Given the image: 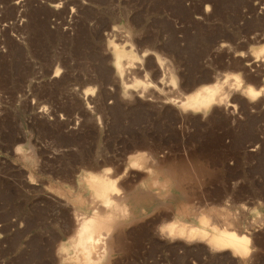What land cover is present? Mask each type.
Segmentation results:
<instances>
[{"label": "rangeland", "instance_id": "1", "mask_svg": "<svg viewBox=\"0 0 264 264\" xmlns=\"http://www.w3.org/2000/svg\"><path fill=\"white\" fill-rule=\"evenodd\" d=\"M263 47L264 0H0V264H264ZM223 80L218 107L177 105ZM175 224L244 235L250 254Z\"/></svg>", "mask_w": 264, "mask_h": 264}, {"label": "bare ground", "instance_id": "2", "mask_svg": "<svg viewBox=\"0 0 264 264\" xmlns=\"http://www.w3.org/2000/svg\"><path fill=\"white\" fill-rule=\"evenodd\" d=\"M264 48V47H263ZM264 54V53H263ZM263 56V55H262ZM125 57V55L123 54L122 50L114 47L113 49V63H114V66L117 70V72L119 73H122L123 70L125 69H122V65H121V59ZM130 60L131 59H134V57H128ZM257 58V57H256ZM262 58V57H261ZM260 58V59H261ZM264 58V57H263ZM128 62V60H127ZM128 65L131 64V62L127 63ZM127 65V66H128ZM131 67V66H129ZM242 67H244L242 65ZM244 71V70H243ZM240 83L241 81L239 80V78L236 79V86L235 88H232V89H238L239 87L242 88V86H240ZM227 83H225V86H226ZM245 84V83H244ZM223 85H224V80L221 82V83H214L213 85L211 86H207V87H202V88H199V89H196V91L194 92H191V94H188V95H185L183 96L182 98L179 99V97L177 98L179 101L177 102V105L179 106V108L182 110V111H191L193 113H199V112H207L209 111L211 108H213L214 106L218 107V105L220 104H223L225 102V100L228 98L227 95L229 94L230 90L229 89H225L223 88ZM233 86V84H232ZM229 87V85H228ZM227 87V88H228ZM240 90V89H239ZM238 90V91H239ZM243 94L244 96L246 97L247 100H249L250 102H255V100H257V98L260 96L261 94V91H262V88L258 89V90H255L253 89L252 87L250 86H245L243 90ZM234 91H232L233 93ZM231 93V92H230ZM242 94V92L240 93ZM242 94V95H243ZM231 95V94H230ZM230 97V96H229ZM171 100V99H170ZM227 101V100H226ZM173 102V101H172ZM176 102V101H175ZM253 102V103H254ZM257 102V101H256ZM228 104V102L226 103ZM224 104V105H226ZM138 159L137 157L136 158H133V159H130L129 160V163L131 165L132 168H135L137 167V162ZM144 164V163H143ZM142 165V164H141ZM145 165V164H144ZM140 166V165H139ZM143 166V165H142ZM144 167V166H143ZM139 168V167H138ZM141 168V166H140ZM139 168V170H140ZM143 169V168H142ZM84 177V176H83ZM104 177V176H103ZM103 177L99 176L98 174H93V173H87V184L89 185V189L91 190L92 192V195L99 199L103 204L106 203L107 201V197H109L110 199H112L110 196V193L112 191L109 190L110 188L108 187H112L110 186L109 182L104 179ZM86 178V177H85ZM84 178V179H85ZM86 181V180H85ZM111 183V182H110ZM114 181L111 183L113 184ZM86 184V183H85ZM114 186V185H113ZM117 192V190H114ZM114 191H112L114 193ZM116 192L114 193L116 195ZM112 194V193H111ZM114 196V195H112ZM115 199V198H114ZM118 199V198H117ZM116 199V200H117ZM109 201V204H110V200ZM107 201V202H108ZM97 202V201H96ZM99 202V201H98ZM97 202V203H98ZM108 204V206H109ZM116 207V206H115ZM114 207V209H116ZM105 208V207H103ZM118 208V207H117ZM95 210V208H94ZM94 212V211H93ZM92 212V213H93ZM110 212V211H109ZM112 214V212H110ZM95 214V213H94ZM93 215V214H92ZM110 216V215H109ZM82 217V216H81ZM84 217V216H83ZM93 217V216H92ZM96 217V216H95ZM98 217V216H97ZM96 217V218H97ZM87 219H89L88 217H86ZM85 218V219H86ZM206 218V217H205ZM205 218H198L200 219V222L203 226L205 227H210V223L205 219ZM98 219V218H97ZM91 220V219H90ZM90 220L87 222L86 220V224L90 222ZM209 220V218H208ZM80 220H78L79 222ZM94 221V220H93ZM99 221V219H98ZM199 221V220H198ZM92 222V221H91ZM82 222L80 221V224ZM85 222H83V226L81 225L80 228H76L77 230V239L76 241L73 243L72 246H77L79 248V246L81 247H84V248H89V241H86V237L85 235L87 234L86 231H87V225L84 224ZM79 224V225H80ZM172 224V223H171ZM183 224V223H182ZM182 224H175L173 226L170 225L169 228H165V230L168 229V232H166V235L168 234V236L172 237V238H179V239H184V240H188V241H191V240H199L198 242H201L200 240H204L207 242V245L210 247V249H212L211 251H216V252H219V251H230L233 255H237L241 258H245L247 257L250 252H249V238L244 236V235H237L235 233H232L230 231H226V230H217L215 227H212V233L209 234L205 229L203 228H196L194 226H191V227H188V224L187 225V228H185V223L182 225ZM212 224V223H211ZM89 226V225H88ZM214 226V224H213ZM79 227V226H78ZM90 228V227H89ZM88 228V229H89ZM162 228V227H161ZM218 228V227H217ZM165 230L163 231V233L165 232ZM165 234V233H164ZM88 238V237H87ZM92 239H94L92 237ZM168 239V238H167ZM88 240H90L88 238ZM174 240V239H173ZM171 241V240H170ZM182 241V240H181ZM88 242V243H87ZM197 242V241H196ZM186 243V242H185ZM188 243V242H187ZM191 243V242H190ZM203 243V242H202ZM92 245V244H91ZM93 246V245H92ZM81 247V248H82ZM95 248V246H93ZM80 248V249H81ZM92 248V247H91ZM68 250V253L70 252L69 249ZM83 250V248L81 249ZM78 251V253L76 254L77 258H81V256L85 255H80L81 252H84L83 251ZM91 251V250H89ZM109 253V252H107ZM90 254V252H89ZM95 254V253H93ZM87 255V254H86ZM80 256V257H79ZM95 256V255H94ZM92 257V255H91ZM96 257V256H95ZM94 259V258H93ZM88 260V259H87ZM85 261V260H84ZM89 261H90V258H89ZM82 262V261H81ZM85 263V262H84ZM89 263V262H88ZM83 264V263H82Z\"/></svg>", "mask_w": 264, "mask_h": 264}, {"label": "snow or ice", "instance_id": "3", "mask_svg": "<svg viewBox=\"0 0 264 264\" xmlns=\"http://www.w3.org/2000/svg\"><path fill=\"white\" fill-rule=\"evenodd\" d=\"M161 163H162V164H165V163H167V161H162ZM123 187H125V190H126V191H129V189H128V187H127V182L125 183V185H123Z\"/></svg>", "mask_w": 264, "mask_h": 264}]
</instances>
